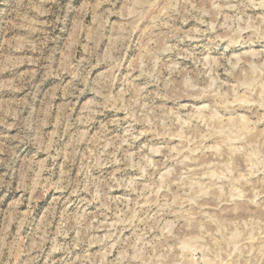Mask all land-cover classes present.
Listing matches in <instances>:
<instances>
[{
    "label": "rangeland",
    "instance_id": "374dc122",
    "mask_svg": "<svg viewBox=\"0 0 264 264\" xmlns=\"http://www.w3.org/2000/svg\"><path fill=\"white\" fill-rule=\"evenodd\" d=\"M0 264H264V0H0Z\"/></svg>",
    "mask_w": 264,
    "mask_h": 264
}]
</instances>
